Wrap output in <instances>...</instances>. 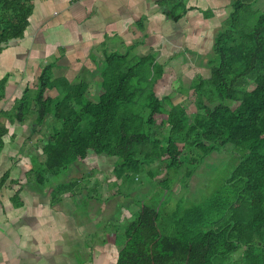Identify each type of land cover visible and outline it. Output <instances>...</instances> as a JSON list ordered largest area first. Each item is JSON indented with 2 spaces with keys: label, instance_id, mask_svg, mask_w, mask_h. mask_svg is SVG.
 Here are the masks:
<instances>
[{
  "label": "trees",
  "instance_id": "16d2710c",
  "mask_svg": "<svg viewBox=\"0 0 264 264\" xmlns=\"http://www.w3.org/2000/svg\"><path fill=\"white\" fill-rule=\"evenodd\" d=\"M46 1L0 0V57L13 42L25 39L37 5ZM168 2V16L180 21L187 8L181 1ZM253 3L234 0L215 38L211 76L193 82L197 112L192 121L172 97L156 95L165 73L156 54L136 56L134 47L125 54L105 52L92 80L54 79L55 63H50L34 88L27 86L11 111L1 112L20 124L32 115L33 134L48 117L55 121L53 131L40 139L46 161L32 159L40 187L48 175L58 176L96 155L113 158L114 174L124 183L147 168L153 169L148 172L152 179L157 167H165L173 176L157 185L174 195L183 168L186 182L204 157L227 145L240 155L211 196L184 209V201H178L167 217L142 204L133 219L116 226V264H264V11L254 10ZM10 77L0 78V104ZM165 128L167 134L157 132ZM7 134L0 126V153ZM9 177L8 172L3 176L0 189ZM79 187L78 179L54 187L53 203ZM19 195L12 198L16 207L21 206Z\"/></svg>",
  "mask_w": 264,
  "mask_h": 264
},
{
  "label": "crops",
  "instance_id": "0c3cea01",
  "mask_svg": "<svg viewBox=\"0 0 264 264\" xmlns=\"http://www.w3.org/2000/svg\"><path fill=\"white\" fill-rule=\"evenodd\" d=\"M164 1L49 0L38 4L25 39L13 42L0 57V68L8 67L4 69L3 76L11 73L7 85L8 94L15 92L12 84L19 78L24 79L27 71L36 68L40 74L41 69L50 63H55L54 79L67 78L71 82L76 78L92 80L97 65L104 60L105 52L125 54L130 47H134L132 54L136 56H145L149 51L157 53L159 63V51L167 56L170 55L168 53H174L173 58L169 56V59H174L177 57V49L193 47V57H203L204 62H210L213 58L210 54L214 53L215 38L229 18L234 0H187V12H183V18L178 22L168 16L170 9L164 5ZM256 1L254 0L253 8ZM262 3L264 4V0ZM254 10L262 12L260 9ZM205 13H211V17H206ZM18 63L22 68L16 69ZM7 92L5 100L9 97ZM5 100L1 104L5 103ZM3 111L7 110H0V126L7 128L8 134L3 138L4 148L0 153V181L7 172L10 177L0 189V220L6 221L8 215L15 219L20 217L19 211L25 208L29 199L35 200L36 206L46 205L51 208L53 205L66 203L68 194L63 195L59 203L54 204L51 199L52 189L45 193L36 189V176L31 172L32 159L44 163L47 157L43 149L42 154H27L25 161H18L24 157L22 150L31 140L33 121L13 123L1 113ZM39 131L37 130L36 134ZM46 136L47 133L45 136L40 135L36 141L41 143L40 139ZM43 155L45 158L41 157ZM27 172H30L33 178L31 184L27 183ZM17 193L20 194V207L13 205L12 201ZM132 218H124V222ZM50 220L53 221L54 218L50 217ZM124 222L115 221V224L120 226L125 224ZM34 239L36 237L32 233H27L24 237L19 236L16 253L11 254L9 260L5 261L6 253L3 250L5 258L3 253H0V264H48L47 259L39 261L30 249L24 248L29 243L36 244L31 241ZM55 250L56 248L51 247L49 252L55 253ZM118 252L114 238L113 243L105 244L96 252L87 247L85 253L90 256L88 258L92 262L94 258L99 257L101 264H116Z\"/></svg>",
  "mask_w": 264,
  "mask_h": 264
},
{
  "label": "rangeland",
  "instance_id": "374dc122",
  "mask_svg": "<svg viewBox=\"0 0 264 264\" xmlns=\"http://www.w3.org/2000/svg\"><path fill=\"white\" fill-rule=\"evenodd\" d=\"M178 1H183L187 8V0H175V2ZM262 1L257 0L254 8L263 12ZM164 5L172 7V2L164 3ZM179 10L181 9H176L175 12L178 13ZM188 48L177 49L175 53L177 57L174 59H172L174 53H168L172 57L169 59V56L159 51L158 60L164 66L165 74L156 85V93L161 100L170 96L175 105L184 106L187 109L189 121H192L197 112V95L192 87L193 82L200 78H209L211 65L209 62H204L203 57H193V47ZM210 55L214 57V53ZM18 65L20 64H17L16 69L22 68ZM4 69L8 67L0 68V78L3 77ZM35 69L27 71L24 79L16 80L17 86L12 84L11 87L15 92L13 94L7 92L9 97L5 103L0 104V110L4 108L6 112H9L12 103L22 97L26 85L34 88L39 76L38 69ZM95 75H98V70L94 72ZM78 79H72V82ZM32 119L31 115L27 121ZM54 123L52 116L48 117L38 128L41 134L39 132L37 134L39 136L49 134L53 130ZM157 132L167 134L168 129L157 130ZM37 134H31V140L22 150L24 157L18 161H25L27 154H42L43 145L36 141L39 138ZM192 156L199 157L195 152ZM41 157L45 158L44 155ZM239 160L240 155L233 146L227 145L221 151L204 157L201 164L195 168L193 176L186 182L184 181L186 170L183 168L178 175L179 181L175 183L173 195V192L163 190L157 185L158 181L173 176V173H168L165 167H157V165V174L152 179L149 178L151 176L148 172L153 169L147 168L146 172L143 171L131 177V182L124 183L114 174L115 160L113 158L94 155L84 164H75L58 176L48 175L44 186L40 187L36 184V189L45 193L62 183L80 180V187L76 189V193L66 195V203L53 205L51 208L46 205L36 206L35 200L29 199L25 208L19 211L20 217L15 219L12 215H8L6 221L0 220V253L4 250L6 258L4 253L3 257L5 261H8L10 255L17 251L19 236L24 237L27 233H32L36 239L31 241L36 244L29 243L24 248L30 249L39 261L47 259L48 264H101L99 257L94 258L92 262L85 252L87 247L96 252L105 244L113 243L117 231L115 221L124 222V218L126 220L132 218L142 204L156 207L164 217L176 211L179 206L178 201H184L183 209L191 207L211 196L225 182ZM26 174L27 183L31 184L33 178L30 172ZM40 203L42 204V200ZM50 217L54 220H50ZM51 247L56 248L55 253L49 252ZM240 256L241 253L236 254L233 261L238 262Z\"/></svg>",
  "mask_w": 264,
  "mask_h": 264
}]
</instances>
